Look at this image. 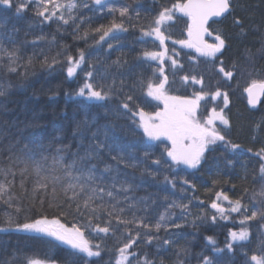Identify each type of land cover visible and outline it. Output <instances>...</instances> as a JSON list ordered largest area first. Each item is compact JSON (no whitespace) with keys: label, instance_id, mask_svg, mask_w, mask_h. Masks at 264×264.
<instances>
[{"label":"trees","instance_id":"1","mask_svg":"<svg viewBox=\"0 0 264 264\" xmlns=\"http://www.w3.org/2000/svg\"><path fill=\"white\" fill-rule=\"evenodd\" d=\"M184 1L61 0L59 10L51 4L45 7L42 0L0 5V183L9 186L0 200V227H7L10 216L21 224L57 219L69 229L80 228L93 250L101 245L99 257H72L68 246L53 237L18 231L13 224L0 231V264H28V258L117 264L119 249L129 240L124 264H144L145 259L153 264H203L205 257L212 264H255L253 255L264 259V218L259 215L264 212V96L251 107L244 94L252 81H264V0H230L228 14L209 25L217 26L216 35L225 41L214 57L179 43L189 40L188 17L179 11L161 25L163 45L155 35H144L155 27L154 18L162 9ZM69 3L76 7L69 9ZM122 7L129 9L124 17L118 11ZM41 11L43 16L38 15ZM113 21L123 28L101 40L103 32L95 29ZM207 42H217L212 33ZM146 51L164 55L152 60L143 55ZM69 67L74 68L71 76ZM162 81V91L171 97L204 94L198 101V120L204 122L213 110H221L228 121L214 125L224 140L209 144L196 168L175 164L165 151L167 141L150 140L140 126V111L154 113L162 106L147 95V85ZM86 84L107 98L89 99ZM81 89L86 96L80 95ZM88 151L93 157L79 161ZM73 160L77 165L69 176ZM89 169L97 179L87 183L105 190L103 199L93 202V207H103L92 227L110 221L107 235L92 231L87 211H77V201L68 199L72 190L64 192L68 184L85 183L74 177ZM38 182L44 187H36ZM121 184L128 190H121ZM9 196L11 207L4 202ZM224 196L228 203L221 212L212 204ZM237 200L242 207L233 212ZM113 206L114 215L109 216ZM253 211L257 217L242 225ZM117 215L129 223H119ZM242 228L248 239L233 241L230 233ZM181 248L185 251L178 254Z\"/></svg>","mask_w":264,"mask_h":264},{"label":"snow or ice","instance_id":"2","mask_svg":"<svg viewBox=\"0 0 264 264\" xmlns=\"http://www.w3.org/2000/svg\"><path fill=\"white\" fill-rule=\"evenodd\" d=\"M47 5L51 4L57 10L63 7V5H59L55 2V0H42ZM12 0H0V5H4L7 7H11ZM96 4H101V0H95ZM23 4H21L17 8V12L23 9ZM69 9L76 7L74 3H69L67 5ZM231 7L230 0H187L186 3H176L172 6V8H164L162 9L159 14L154 18L155 27L151 29V31L144 32L145 36H152L155 37L160 41V44H164L165 37L163 32L161 31V25H163L166 21H171L173 19V12L179 11L186 15L189 18L188 24V36L189 40L187 41H180L179 43L186 45L187 47H194L197 52L201 55L214 57L216 53L220 52L221 49L224 47L225 41L221 38L220 35L215 36V40L217 41L214 44H208L204 40V34L208 32L207 27L205 25L208 22L209 17H221L222 15L229 12ZM120 16L124 17L129 9L127 7H122L119 10ZM45 13L43 11L39 12L38 15L43 16ZM55 15V12L52 13ZM65 24L68 23L67 20H64L63 16L60 17ZM123 24H118L115 21L111 23L109 27L101 26L100 28L95 29L96 32H103V35L100 36V39L103 40L105 36H108L110 32L114 29H122ZM111 47V45H109ZM145 57H149L152 60L162 59L164 53L158 52H144L143 54ZM81 57L83 59V53H81ZM71 62L72 58H68ZM79 63V62H77ZM176 61L173 60V64ZM222 72L224 71L223 68L220 69ZM74 68H68V75L71 76L73 74ZM163 67L160 68V73L163 75ZM91 75V73H89ZM226 76H231V72H226ZM167 77H165V80ZM187 79V77L185 78ZM195 80V78L193 77ZM199 83V81H196ZM85 87L88 90V98L95 99V100H105L107 98L106 93H102L101 91L93 90L91 84H86ZM164 88V82L162 81L160 84L153 86L151 82L147 85V95L152 97L153 99L163 100L164 102V111L163 112H156L154 114V118L149 116L143 111L139 112L140 116V126L143 128L145 135L151 139L156 140L161 136L167 137L168 140L171 141L172 147L170 149H165L167 152L168 157L175 164H184L190 168H196L198 164L201 162L202 155L207 145L215 143L217 140H224V137L220 135L219 131L216 128L212 127L213 122L215 119H220L222 123L225 125L228 123L226 119H224L223 115L220 113H216L213 110L212 114L203 122H199L196 120V106L197 102L203 99V93H197L196 99L188 100L182 99L180 97H168L162 91ZM256 90L260 93H264V81H252L248 88L245 89L246 92L249 94V104H255L256 99L258 96L256 95ZM3 95V93H0ZM80 95H84V89H81ZM216 95H220L217 92L213 95V99H215ZM128 100H131L132 97H128ZM225 104H227V96L224 97ZM125 108H128V104L125 103L123 105ZM133 115H136L134 112ZM158 120L159 123H149V121ZM97 133H93V137H95ZM99 147V145H97ZM235 149L238 146L232 145ZM94 153L92 151L86 152L83 156H79V161L89 160L93 157ZM147 155V154H146ZM264 158V157H262ZM114 160L123 161V157L114 156ZM155 164H159L160 161H154ZM77 160H73L71 164L68 165V172L67 175L71 176L72 172L71 169L76 167ZM126 167H136L135 164L126 163ZM106 171H110L109 168L105 169ZM260 172L262 176H264V165L261 166ZM81 178L85 180V183L81 184H68L67 187L64 189L65 194L67 195L69 190H72V195L68 197L69 201H77L76 203V210L81 211V209L87 211V226L92 228V231L96 233H104L108 234L111 229L110 221H105L104 225L101 226L100 223H95V226L92 227L94 219H99L96 216V213L100 210L101 206L93 207V202L96 199H103L105 195V190L100 187L99 185L95 187H91L87 182L95 181L97 177L93 175L91 169L88 171H81L80 175L74 177L77 181ZM116 178H113V185H115ZM36 187H44V184L37 183ZM79 189L76 191L75 189ZM121 190H128L127 186L124 184L120 185ZM9 190V186L0 183V200H3L4 196ZM35 191V189H34ZM81 195L84 196L83 200H80ZM106 195L110 198L113 197V193L108 191ZM220 195L219 193L217 194ZM12 199L13 197L9 196L8 200L4 201L12 206ZM224 199H228L227 196H224ZM234 206L231 208V211L238 212L240 211L242 205L239 200L233 202ZM71 206V205H70ZM213 208H218L216 203L212 204ZM17 212L20 211L19 207L15 209ZM223 212V209H219ZM246 210V209H245ZM123 212V209L120 210ZM115 212V206H113V211H109L108 215L112 216ZM83 214V213H82ZM258 215L257 211H253L251 216L245 215L244 219L241 220V224L243 225L245 221L255 219ZM259 215L264 218V212L259 213ZM119 223H129V221L122 220L118 215L116 216ZM163 219V217H161ZM7 227H0V231H7L12 225H15V230L18 231H28V232H35L45 234L49 237H53L56 241L61 242L64 245L68 246L70 250V256L77 257L80 254H83L89 258L91 257H99L101 255V245L96 244L94 247L96 250H93L92 242L89 239L85 238L84 232L77 228L75 225L71 229L65 228L63 224H60L59 220L52 219L49 220L47 218H40L34 219L30 222L24 223H17L15 222L11 216L5 221ZM144 227H148V225H143ZM156 229L159 230L161 224L157 223L155 225ZM248 231L246 228H242L241 231L231 232L230 236L233 241H244L248 239ZM151 237H149V243H151ZM169 243L168 240L164 241V244L167 245ZM132 241L129 240L128 243L124 244L122 248L119 249L121 255V259L117 261V264H124V260L127 259V256L123 255L126 250L131 247ZM229 249H231L232 245L230 244ZM185 249H178V254L180 252H184ZM251 260L255 262V264H264V259L253 255ZM28 264H50L49 261L41 260L38 258H28ZM69 264H74V260H70ZM144 264H153L152 261L147 259L144 260ZM203 264H212V261L209 260L207 257L204 258Z\"/></svg>","mask_w":264,"mask_h":264},{"label":"rangeland","instance_id":"3","mask_svg":"<svg viewBox=\"0 0 264 264\" xmlns=\"http://www.w3.org/2000/svg\"><path fill=\"white\" fill-rule=\"evenodd\" d=\"M55 2L57 3V4H59L60 5V2H61V0H55ZM210 30H211V33L213 34V38L215 39V36H216V31L218 30V27L217 26H215V27H210ZM208 44H212V43H209V42H207ZM193 49H195L194 47H193ZM196 50V49H195ZM154 86V85H153ZM148 91V90H147ZM165 94V93H164ZM85 95V94H84ZM166 96H168L167 94H165ZM86 96V95H85ZM150 97V96H149ZM168 97H171V96H168ZM152 98V97H151ZM153 99V98H152ZM194 99H196V98H188V100H194ZM154 100H157V99H154ZM157 101H159V102H161V104H162V106H161V108L160 109H158L156 112H163L164 111V102H163V100H157ZM198 106H199V102H197V106H196V113H197V109H198ZM156 112H154V113H146V114H148L149 116H152L153 118H154V114L156 113ZM216 113H220V114H222L223 115V113H222V111L221 110H218V111H215ZM212 114V112L209 114V116ZM208 116V117H209ZM196 120L197 121H199V122H201V123H203L201 120H198L197 119V117H196ZM152 122H155V123H159V121L158 120H153V121H149V123H152ZM217 123H222L221 122V120L220 119H215L214 120V122H213V125H212V127H214V125L215 124H217ZM165 140V141H167V143L169 144V149L172 147V143H171V141L170 140H168L167 139V137H164V136H161V137H159L158 139H156V140ZM151 140V139H150ZM152 141H155V140H152ZM208 146V145H207ZM206 146V147H207ZM206 149V148H205ZM205 151V150H204ZM182 165H184V164H182ZM187 166V165H186ZM227 203H228V200L227 199H224L223 197H220L219 198V200H218V203H216L217 205H218V208L217 209H223L224 207H227ZM49 220H52V219H49ZM61 224V223H60ZM65 228H69V227H66L65 226ZM67 246V245H66ZM121 259V256L118 258V260H120ZM117 260V261H118ZM50 262V264H63V263H60V262H57V261H49ZM124 263H125V260H124Z\"/></svg>","mask_w":264,"mask_h":264},{"label":"water","instance_id":"4","mask_svg":"<svg viewBox=\"0 0 264 264\" xmlns=\"http://www.w3.org/2000/svg\"><path fill=\"white\" fill-rule=\"evenodd\" d=\"M187 2V0H185L183 3H186ZM228 13H226V14H224V15H222L221 17H209V19H208V22H207V24L205 25V27H207V29H208V32L209 33H211L210 32V29H209V25L212 23V22H217V21H220L222 18H224L226 15H227ZM188 20H189V18H188ZM190 22V21H189ZM210 35H208L207 33H205L204 34V40L207 42V38L209 37ZM249 87V86H248ZM247 87V88H248ZM244 94H245V97H246V99H247V103H248V105H250L251 107H256V106H258L259 105V103L261 102V100H262V97L264 96V93H260L258 90H256V95L258 96V98L256 99V102H255V104L253 105V104H249V94H248V92H244Z\"/></svg>","mask_w":264,"mask_h":264}]
</instances>
